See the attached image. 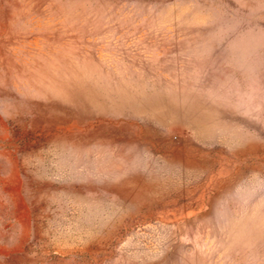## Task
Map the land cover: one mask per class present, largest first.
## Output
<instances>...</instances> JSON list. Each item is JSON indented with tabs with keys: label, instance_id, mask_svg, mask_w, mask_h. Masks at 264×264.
I'll list each match as a JSON object with an SVG mask.
<instances>
[{
	"label": "rangeland",
	"instance_id": "obj_1",
	"mask_svg": "<svg viewBox=\"0 0 264 264\" xmlns=\"http://www.w3.org/2000/svg\"><path fill=\"white\" fill-rule=\"evenodd\" d=\"M0 264H264V0H0Z\"/></svg>",
	"mask_w": 264,
	"mask_h": 264
}]
</instances>
